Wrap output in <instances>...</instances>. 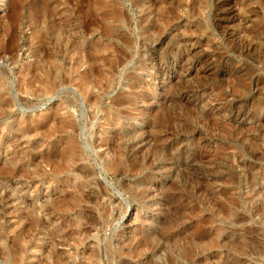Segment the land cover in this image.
<instances>
[{
    "label": "rangeland",
    "instance_id": "1",
    "mask_svg": "<svg viewBox=\"0 0 264 264\" xmlns=\"http://www.w3.org/2000/svg\"><path fill=\"white\" fill-rule=\"evenodd\" d=\"M0 264H264V0H0Z\"/></svg>",
    "mask_w": 264,
    "mask_h": 264
},
{
    "label": "bare ground",
    "instance_id": "2",
    "mask_svg": "<svg viewBox=\"0 0 264 264\" xmlns=\"http://www.w3.org/2000/svg\"><path fill=\"white\" fill-rule=\"evenodd\" d=\"M170 64V63H169ZM192 65V64H191ZM185 93V92H184ZM188 96V95H187ZM186 97V96H185ZM205 118V117H204Z\"/></svg>",
    "mask_w": 264,
    "mask_h": 264
}]
</instances>
